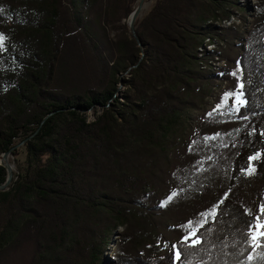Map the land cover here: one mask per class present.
Masks as SVG:
<instances>
[{
    "label": "trees",
    "instance_id": "obj_1",
    "mask_svg": "<svg viewBox=\"0 0 264 264\" xmlns=\"http://www.w3.org/2000/svg\"><path fill=\"white\" fill-rule=\"evenodd\" d=\"M137 1L0 0V158L24 154L0 189V264L26 246L28 264H101L122 226L111 264H256L245 241L264 203V156L254 176L241 169L264 152V5L233 78L247 103L224 104L229 89L214 109L224 106L177 142L187 110L222 77L202 68L199 48L229 40L231 27L219 32L213 22L229 21L237 0H157L133 35L123 20ZM7 177L0 163V186ZM225 194L202 244L188 247L183 221L171 225L181 234L179 260L173 250L161 258L139 250L154 221L176 219L174 206L186 210V224Z\"/></svg>",
    "mask_w": 264,
    "mask_h": 264
},
{
    "label": "rangeland",
    "instance_id": "obj_2",
    "mask_svg": "<svg viewBox=\"0 0 264 264\" xmlns=\"http://www.w3.org/2000/svg\"><path fill=\"white\" fill-rule=\"evenodd\" d=\"M157 0H144V4L142 7V10L140 14L137 16L136 20H141L144 18L150 10L153 8L154 4ZM140 0H138L135 3V9L138 7ZM264 5V0H237V4L234 8V16L231 18V20L228 23H224L222 21H215L213 24L218 27V31L220 32L222 27L230 26L229 24L232 22V27L227 31L230 35L229 40L224 42L220 41V38L218 41H214L215 43H212L205 48L206 50L213 49L215 50V56L221 55L222 59L219 61L214 62V67H221L220 70H224L225 76L221 77L220 79H225L220 84L223 86L224 92L217 96L215 102L208 101V104L205 105V101L207 99H203L202 103L200 104V107L195 109H188L186 112V120L182 122V124L177 128L176 133L173 135V139L177 140V142L186 141L190 138L191 131L194 130L199 121L201 119H204L206 115H208L212 110H214L215 106L218 104L220 99L223 98V95L226 91L233 90V92H239L240 90L237 89V85L233 82V78L235 77L232 75L233 72L237 73V66H238V60L243 55L245 49H246V41H247V35L250 33V31L253 28L254 21L257 15V12L260 7ZM132 14V13H131ZM130 14V15H131ZM130 15L123 20V22H126L129 26L130 33L133 35L131 31L130 26ZM135 20V21H136ZM135 26V22H134ZM236 26L237 29H234ZM135 31V29H134ZM113 37V36H112ZM239 37V39H237ZM222 38V36H221ZM241 39V40H240ZM217 40V38L215 39ZM141 61V59H140ZM132 68V67H131ZM231 70V76L226 75V70ZM130 70V69H129ZM121 76L125 79H128L130 77V74L128 72H124L121 74ZM126 87L123 83H119L118 85V92L117 96H121L122 93L125 91ZM220 91L221 89L218 88ZM217 92V90L215 91ZM216 94V93H214ZM219 93H217L218 95ZM228 103L236 108L237 105L235 104V98L231 97L228 99ZM100 113V109H93L89 112H87V115L90 120H93L97 114ZM1 159V158H0ZM24 161V154L21 153L18 157L14 156L13 154H8L5 163L7 165H10L12 167L13 171V177L9 184V186L12 185L13 181L15 180V174L18 170V164ZM254 164V161L252 162ZM251 176H254L251 175ZM5 208V203L0 204V220L3 219V210ZM174 218L175 220H170L166 225H162L158 221H154L155 225L154 229H150L149 231L144 232L142 235V244L140 245L139 250L142 251V253H145L148 256H151L152 258H161L163 257L168 251L173 250L174 252L177 250V244L180 240V233L177 231H174L171 229L172 224H178L179 222L183 221L181 224V227L183 224H185V219L188 218V214L186 210L183 207L174 206ZM183 228V227H182ZM184 229V228H183ZM124 230V226L119 227L117 231L113 234L110 240V244L107 248V251L105 252V256L103 259V262L101 264H111V254L114 252L115 249H117V246L120 243L121 239V232ZM165 235V237H162V235ZM175 246V247H174ZM116 251V250H115ZM31 255V247L26 246L25 248L21 249L18 253L15 254L11 264H28V260Z\"/></svg>",
    "mask_w": 264,
    "mask_h": 264
},
{
    "label": "snow or ice",
    "instance_id": "obj_3",
    "mask_svg": "<svg viewBox=\"0 0 264 264\" xmlns=\"http://www.w3.org/2000/svg\"><path fill=\"white\" fill-rule=\"evenodd\" d=\"M4 36L0 33V45L3 43ZM238 71H242V69H238ZM232 75H236V72H233ZM244 83L241 80L238 87L241 89L239 92H229L225 94L224 97V104H227L228 99L231 97L235 98V104L237 105L236 111H239L238 106L245 105L247 101L243 98L244 92L242 91L244 88ZM224 104L218 105L214 111H219ZM208 115H211L209 113ZM255 131V130H254ZM219 135V134H216ZM261 135L264 136V131L261 132ZM214 139L215 137H211ZM264 156V152L257 151L252 156L248 157L249 165L247 168L241 169V171L248 176L255 174L256 166L253 164V161H257ZM199 163V162H197ZM178 193L173 191L171 192L168 197L162 201V206H166L169 202L173 200ZM227 199V194L225 197L218 201L215 205L211 208L206 209L204 212L199 213V218L195 221L189 220L186 222L185 225L182 227L186 230V235L182 237L181 242L186 244L188 247L194 248L197 245L202 244L204 234L200 231L206 224L211 222H215L217 217L220 215V206L224 203V200ZM246 215H252L251 210H246ZM264 203H261L258 206V213L254 216L253 221L247 225V232H246V241L245 243L248 245L249 248L252 249V252L249 253L247 256V261H256V264H264V251H257L258 249H264ZM210 231V229H209ZM175 247V246H174ZM181 258V251L177 249L175 251V259L179 260Z\"/></svg>",
    "mask_w": 264,
    "mask_h": 264
},
{
    "label": "built area",
    "instance_id": "obj_4",
    "mask_svg": "<svg viewBox=\"0 0 264 264\" xmlns=\"http://www.w3.org/2000/svg\"><path fill=\"white\" fill-rule=\"evenodd\" d=\"M234 16V15H233ZM232 16V17H233ZM231 20V19H230ZM229 20V21H230ZM229 21H224V23H228ZM230 26H225L224 27H232V22L229 24ZM234 27V26H233ZM217 38V40H215ZM218 37H215L213 40L212 39H206L205 43H203V45L199 48V56L203 57V61L202 62V68H204L206 71H210L212 73H220L222 74V77L225 76L222 72V70H220L221 67H214V62L219 61L220 59H222L221 55H216L215 56V50L210 49V50H206L205 48H207L208 45L215 43L214 41H218ZM241 40V39H240ZM220 41H223L220 39ZM206 53H209L208 56H206ZM224 78V77H223ZM223 80L225 79H217L216 82L213 84L212 86V90L210 91V93L206 96L205 99H207V101H205V105L208 104V101H213V103L215 102L217 96H219L220 94H222L224 92V89L222 85H220ZM218 88H220L221 90L219 91ZM217 90V92H215ZM216 93V94H214ZM217 93H219L217 95Z\"/></svg>",
    "mask_w": 264,
    "mask_h": 264
},
{
    "label": "water",
    "instance_id": "obj_5",
    "mask_svg": "<svg viewBox=\"0 0 264 264\" xmlns=\"http://www.w3.org/2000/svg\"><path fill=\"white\" fill-rule=\"evenodd\" d=\"M143 4H144V0H140L138 7H137V8L132 12V14L130 15V18H131V20H130V26H131V31H132L133 33L135 32V31H134V29H135L134 22H135L137 16L140 14L141 10H142ZM21 144H22V143H21ZM21 144H18V145H21ZM18 145H16V146L13 147V148H16ZM8 154H9V152L4 153V154L1 156V159H0V163L3 164V165H5V166L7 167V170H8V177H7V180H6V182H5L4 184H2V185L0 186V189H1V190L6 189V188L9 186V184H10V182H11V180H12V177H13L12 167H11L10 165H7V164L5 163V159H6V157H7Z\"/></svg>",
    "mask_w": 264,
    "mask_h": 264
}]
</instances>
